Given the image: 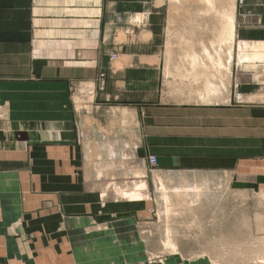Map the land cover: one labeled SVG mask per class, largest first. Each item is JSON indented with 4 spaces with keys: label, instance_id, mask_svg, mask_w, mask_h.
Segmentation results:
<instances>
[{
    "label": "crops",
    "instance_id": "0c3cea01",
    "mask_svg": "<svg viewBox=\"0 0 264 264\" xmlns=\"http://www.w3.org/2000/svg\"><path fill=\"white\" fill-rule=\"evenodd\" d=\"M215 49L227 55L200 57ZM263 120L264 0H0V264L28 235L93 242L116 262L152 207L103 186L135 177L104 162H137L146 185L150 157L259 183ZM105 139L128 152L114 159Z\"/></svg>",
    "mask_w": 264,
    "mask_h": 264
},
{
    "label": "rangeland",
    "instance_id": "374dc122",
    "mask_svg": "<svg viewBox=\"0 0 264 264\" xmlns=\"http://www.w3.org/2000/svg\"><path fill=\"white\" fill-rule=\"evenodd\" d=\"M226 55L227 50L215 49L212 55L203 51L200 57ZM213 69L215 89H223L228 84L217 72L225 68L215 66ZM193 83L200 93L206 92L209 86L205 81ZM108 114L95 115L107 121L112 116ZM85 120L89 125L90 121ZM111 140L105 139L102 144L105 152L116 155L111 154V157L116 159L118 153L128 152L124 144L112 147ZM102 168L134 169L135 172L126 174H134L133 178L122 177L123 173L118 172L108 179L103 178L102 184L110 185L116 195L125 198L127 195L122 190L140 189L141 201L147 200L152 207L145 217H140L146 219L133 231L135 240L118 243L120 256L112 264H264V180L255 183L248 177L246 186H235L232 180L212 173L160 172L156 170V163L148 169L146 185L137 170L143 167L137 162L106 161ZM117 186L121 190L117 191ZM29 238L23 240L17 252L21 253L20 257L1 264H66V260L67 264H108L106 259L102 263L93 242L77 238L71 242L56 240L59 238L50 235L43 237V241H33L32 235H28ZM113 260L116 259L113 257Z\"/></svg>",
    "mask_w": 264,
    "mask_h": 264
},
{
    "label": "bare ground",
    "instance_id": "6f19581e",
    "mask_svg": "<svg viewBox=\"0 0 264 264\" xmlns=\"http://www.w3.org/2000/svg\"><path fill=\"white\" fill-rule=\"evenodd\" d=\"M231 38H232V35H231ZM208 91L210 92V93H215L216 92V90L215 89H213V92L211 91V88H212V84L211 83H209V86H208ZM219 92V91H218ZM211 101V100H210ZM140 187H142V186H140ZM139 187V188H140ZM140 190V189H139ZM139 190H135V191H133V192H130V193H125V195H127V198L128 199H131V200H141V198L143 197V195H142V193L139 191Z\"/></svg>",
    "mask_w": 264,
    "mask_h": 264
},
{
    "label": "built area",
    "instance_id": "2783aa9c",
    "mask_svg": "<svg viewBox=\"0 0 264 264\" xmlns=\"http://www.w3.org/2000/svg\"><path fill=\"white\" fill-rule=\"evenodd\" d=\"M112 59H115V56H112ZM149 163H150V165H156L157 159L155 157H150Z\"/></svg>",
    "mask_w": 264,
    "mask_h": 264
}]
</instances>
